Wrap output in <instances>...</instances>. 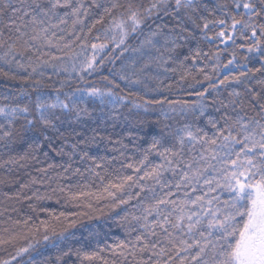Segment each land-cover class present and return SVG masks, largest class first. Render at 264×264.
<instances>
[{
  "label": "snow or ice",
  "instance_id": "6c2138e0",
  "mask_svg": "<svg viewBox=\"0 0 264 264\" xmlns=\"http://www.w3.org/2000/svg\"><path fill=\"white\" fill-rule=\"evenodd\" d=\"M129 51L142 66L117 70ZM106 63L101 89L88 77ZM0 80V216L24 217L6 216L0 264H264V0H0ZM89 99L135 114L138 157L63 127ZM108 213L126 238L99 247L85 220Z\"/></svg>",
  "mask_w": 264,
  "mask_h": 264
},
{
  "label": "trees",
  "instance_id": "16d2710c",
  "mask_svg": "<svg viewBox=\"0 0 264 264\" xmlns=\"http://www.w3.org/2000/svg\"><path fill=\"white\" fill-rule=\"evenodd\" d=\"M206 2H212V0H206ZM99 27V26H98ZM143 37H139L138 39H129V43L132 46H135L139 43L140 40H142ZM54 54L55 49H52ZM119 49L116 50V53L114 55H119ZM207 51V48L205 49ZM155 55V53H153ZM139 54H133L132 52H125L120 59H116L114 61L115 68L119 70L122 61H126L128 58H133L136 60L137 66H142L143 61L138 59ZM112 64L106 63L104 66V70L101 73H95L93 76L88 77V81L90 84H95L97 87L101 89L105 88H111L112 85L108 83L107 80H104L102 77L107 75L109 76V79H112L113 77L108 73V68L112 67ZM151 71H155V68H153ZM117 83H119L120 88H114L113 91L117 94L124 95L128 89L125 87V82L120 81L118 77L116 78ZM167 83H170L172 81H166ZM5 81L0 80V104H6L9 103V101L3 99V93L7 91V88L4 87ZM11 83V82H7ZM83 86V85H81ZM123 89V91H121ZM179 98L181 99H187L189 101H193L196 99L195 96H188L186 93H177ZM89 109V112L91 113L90 116H85L79 123L76 124H65L63 125L64 128L71 131L72 128L77 129L78 131H82L88 135H91L93 131H95L97 134L103 135L105 137H110L112 141H122L124 144H128V148L125 150L121 148L120 144H113L108 143V141H105L104 146L101 147V149H92L93 153L99 152L100 155H106L108 158H111L113 155H119V152L113 151L114 148H119L121 151H126L129 156H139V152L133 151L132 144L129 143V133L132 134L133 137H136L139 135L138 128L132 127V125L125 121L124 117L129 116V118L132 121H135L137 117L134 113H129L127 108H119L112 116H109L108 113L111 112V108L109 105L104 104L101 105L99 100H92L89 99L87 101L86 105ZM83 107V106H82ZM150 117L149 123L152 125L156 124L157 117L159 116V113H149ZM165 122H170L173 124H183V119L177 114L175 115V118L171 121H164L162 117H160V123L163 124ZM151 131L155 132L156 127H152L150 129ZM139 144L143 145V147H147V144L144 142V140L137 141ZM44 157L41 156V160H43ZM152 159H156L153 157ZM53 162H59V157H56V160ZM19 174L23 179H27L26 176H24V170L19 169ZM3 169H0V175H3ZM33 175H36L35 171L32 172ZM13 176L16 175V173H12ZM77 178H73L75 181ZM96 183L98 184L99 181L97 180ZM10 189L8 187L0 186V211H3L6 202L4 201L3 193L8 192ZM216 193H213L212 195H215ZM227 197V193L222 196V199H225ZM45 207H47L49 210H54L57 214L61 211H79L81 209L72 208L69 206L67 209L62 207V204L55 203V200L52 201H42L41 202ZM103 203V202H102ZM101 203V206H102ZM15 207L21 208V204H15ZM85 211L87 209H84ZM27 211V209H25ZM11 215L13 219H23V213H20L19 215L14 212H8L5 213V216H0V228L4 227L5 224L3 223L7 215ZM30 215L33 216L34 223L38 224L40 219H49L47 212H39V213H30ZM39 216V219H35L36 216ZM110 215H114L111 213L105 214L103 216H100L98 220H92L88 221L85 220V223L89 225V227L95 231L98 232L99 235L95 238L96 241H99V247H104L106 244H115L119 240H124L126 238L124 229L116 222L114 219H110ZM87 235V233H85ZM75 243V242H74ZM79 246V245H78ZM97 247L95 241L93 242L91 248L88 250L91 251ZM107 253H105L106 255ZM6 253L0 249V257L5 256ZM52 255L54 256L55 253L53 252ZM99 264V262H97Z\"/></svg>",
  "mask_w": 264,
  "mask_h": 264
}]
</instances>
